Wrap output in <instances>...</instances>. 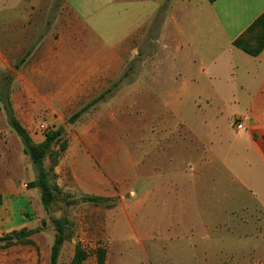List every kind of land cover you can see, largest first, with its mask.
Returning <instances> with one entry per match:
<instances>
[{"label": "crops", "instance_id": "1", "mask_svg": "<svg viewBox=\"0 0 264 264\" xmlns=\"http://www.w3.org/2000/svg\"><path fill=\"white\" fill-rule=\"evenodd\" d=\"M55 1L0 0V67L13 65L23 80L16 94L70 96L66 108L112 92L120 79L119 99L133 94L135 110H148V101L155 126L172 128L166 138L197 145L187 155L195 162L155 172L173 177L181 197L158 201L166 217L152 216L156 243L141 250L145 261L264 264V51L253 57L233 45L264 14V0H62L47 22ZM11 105L25 128L20 103ZM10 138L0 129L7 157L23 156L8 164L25 173L29 157L8 147ZM8 174L0 172V238L22 221L15 206L24 205V180ZM11 248L0 249V264H13Z\"/></svg>", "mask_w": 264, "mask_h": 264}, {"label": "rangeland", "instance_id": "2", "mask_svg": "<svg viewBox=\"0 0 264 264\" xmlns=\"http://www.w3.org/2000/svg\"><path fill=\"white\" fill-rule=\"evenodd\" d=\"M61 1L54 2L53 14L46 16L47 22L51 21ZM13 67H0V95L5 101L14 99L20 103L19 114L35 143H43L49 131L61 130L62 136L52 145L43 164L54 190V198L48 207L42 203L40 190L32 188L38 179V171L31 159L25 164V173L17 171L14 174V165L8 164L11 161L7 157L9 150L4 149L5 143L0 144V172L8 168L10 174L7 177L17 175L25 185V197H21L24 205L15 206L18 214L15 220L22 219L15 226L21 228L14 232L38 230L10 247L0 242V249L12 247L8 257L12 258L13 264H49L58 235V222L65 230L59 264H70L78 246L88 255L84 264H98L95 252L99 248L112 252V264L121 259L124 264H148L145 261L147 253L156 243L151 228L152 216L166 217L165 208L157 206L158 201L181 197L180 188L176 190L172 184L173 177L155 172H164L172 162L177 166L195 162L187 155L197 145L191 139L183 140L180 134L166 138L165 133L172 128L155 126L157 112L149 110L148 101V110H135L133 94L119 99L117 86L123 80L117 79L110 84L112 92L104 100L94 102L101 93L89 96L82 104L63 108L62 99L71 101L72 97L16 94L21 90L23 80ZM143 71L144 68L142 73L148 72ZM129 81L133 82V78ZM47 98L51 103L37 104ZM144 98L150 99L149 95ZM162 114L163 118L172 119L165 112ZM42 125L46 130L41 129ZM0 129L12 137L5 140L8 147L24 148L8 123L1 102ZM62 146L66 147L63 151ZM12 161L21 165L23 156L21 159L14 157ZM157 177L159 181H152ZM83 197H100L106 201L102 204L81 203L79 200ZM207 211L205 208V214ZM143 249L147 250L144 255Z\"/></svg>", "mask_w": 264, "mask_h": 264}, {"label": "trees", "instance_id": "3", "mask_svg": "<svg viewBox=\"0 0 264 264\" xmlns=\"http://www.w3.org/2000/svg\"><path fill=\"white\" fill-rule=\"evenodd\" d=\"M208 1L210 3H214L217 0ZM233 45L250 56H259L264 51V14L259 19H257L245 33L236 39ZM109 92L110 90L99 96L94 102L105 99ZM0 102L3 104V109L8 117L10 126L23 142L25 154L31 159L33 165L38 171V179L32 184V188H38L40 190L42 203L44 207H48L54 198V190L50 185L48 174L45 172L43 164L52 145L61 138L62 131L58 130L47 132L45 134L44 142L37 144L34 142L29 132L16 119L12 110L11 101H5L2 95H0ZM65 148V146H62L61 151L65 150ZM53 160L56 165L55 157H53ZM79 201L81 203L102 204L106 200L100 197H83ZM56 228L58 235L55 238V243L51 249L49 264H58L60 249L65 241V230L62 225L56 222ZM37 232L38 230H22L19 233L14 232V234L11 236L0 238V242H4L7 247H10L15 242L24 241ZM95 253L98 257V264H105L107 251L104 248H99ZM87 256V253L78 246L70 264H84Z\"/></svg>", "mask_w": 264, "mask_h": 264}, {"label": "built area", "instance_id": "4", "mask_svg": "<svg viewBox=\"0 0 264 264\" xmlns=\"http://www.w3.org/2000/svg\"><path fill=\"white\" fill-rule=\"evenodd\" d=\"M233 124H234V127H235V129H236L237 131H241V130L244 129L243 121H242L241 118H235V119L233 120ZM41 129H42V130H46L45 126H43V125L41 126Z\"/></svg>", "mask_w": 264, "mask_h": 264}]
</instances>
